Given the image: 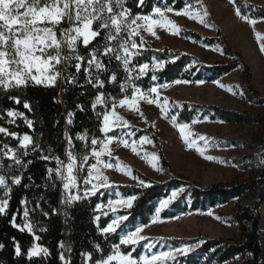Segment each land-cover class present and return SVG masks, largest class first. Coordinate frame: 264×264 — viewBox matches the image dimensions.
<instances>
[{
    "label": "trees",
    "instance_id": "1",
    "mask_svg": "<svg viewBox=\"0 0 264 264\" xmlns=\"http://www.w3.org/2000/svg\"><path fill=\"white\" fill-rule=\"evenodd\" d=\"M195 0H188L194 2ZM168 3L174 6L176 10H180L185 0H145L144 5L137 6L136 0H127L126 6L132 13L148 15L153 8L158 5ZM236 4L241 8V12L248 16L258 18L264 17V6H256L244 0H236ZM66 27L67 25H63ZM59 34V33H58ZM188 36L203 41L207 44H221L224 53L231 59L229 62H214L207 64L196 55L181 51L165 48L163 50L152 47L145 41L143 45V54L133 59V64L137 66L139 63H151L153 59L168 61L166 67L161 72L156 73L157 79L151 80L152 73L148 76L141 77L135 83L144 89L165 82L175 80L195 81H215L220 77L231 73L237 68H242V84L246 97L258 104L264 105V92L260 93L252 85V72L250 67L242 60L241 56L235 53L231 46L221 36L208 37L197 31H187ZM104 35L102 31L101 36ZM139 43V37H136ZM100 45L103 44L101 38H97ZM94 41L93 44H96ZM115 44L116 42H112ZM92 45L79 48L81 55L87 56L91 51ZM234 58L238 60H234ZM102 62L105 64L107 71L100 72V79L104 80V87H94L92 83L87 82V74L84 69L87 66L86 60L83 62L79 73L74 67L69 66L64 72L65 76L73 75L76 77L75 83L65 82L62 78L58 80L55 87H43L29 85L7 91L0 89V127L7 128L9 133H16L17 136L0 133V148L8 145L9 148L17 150V154L23 152L19 146V138L22 135H30L33 142L39 143L41 149L32 151L34 145L29 146L28 155L21 156L26 168H19L14 165L8 157H3L2 162L4 169L2 174L6 176L8 183L11 185V177L14 175H22L20 185H12L11 199L7 214L0 215V243L4 244V248L0 249V264H62L59 260V243L61 241L71 246V253L66 252L65 257L71 256V264H83L81 252H92L93 259L99 258V253L94 250V245L99 243L101 248L105 250L104 255L108 254V250L113 244L119 242L120 236L127 231L134 230L139 224H147L152 215L156 213L159 202L162 198L169 196L172 190L183 188L184 192L175 200L167 209L163 210L161 216L164 218H173L180 213L193 212L198 210H207L216 207L219 204H225L234 199L243 197L249 192L253 194L250 203L244 206L238 205L237 211L228 217V222L238 223L242 242H237L232 237H201L205 243L195 252L187 257H179L180 264H223L232 260L238 255L243 257L241 264H264L263 243L261 235L262 213L261 207L264 205V166L259 165V158H264V113H248L236 110L222 109L216 105H200L194 103H182V109L179 111L178 119L182 122H190L196 116L204 117L211 115L217 117L227 123H243L255 124L260 127V132L254 136L256 146L259 147L260 154L258 160H253L254 155L248 154L243 158H236L234 162L239 164L241 168L249 171L250 176L247 179L234 181L232 183H213L207 186H199L184 178L171 176L168 180L157 182L143 174H137L146 182L149 187H141L137 185H118L116 188L123 196L136 195L137 201L134 203L133 209H120L117 214H127L129 219L125 221L117 233L102 234L98 228H104L111 221L114 214L108 212L107 216L102 215L103 211H97L96 205L105 203L108 199L113 198L115 194L101 189L95 196L87 197L80 201L73 202L72 205L66 206L62 203L63 185L62 182L55 177V188L51 187L47 177V168L57 167L55 160L45 161L41 159V155L58 156L61 160L66 161L67 151H73L78 158L82 155L91 153V139L98 140L104 138L101 132L102 115L97 118L96 113H103L111 107V97L117 99L123 98L125 93L121 92L119 85L124 83L127 73L124 71L123 65L117 61L114 56H101ZM174 61V62H173ZM59 67V66H58ZM93 80L96 75V69H91ZM117 76V82H109L112 74ZM136 73H133L135 76ZM95 82V81H94ZM103 92L107 105L93 104L97 96ZM131 95V89L128 93ZM12 97L18 98L20 103L17 104ZM31 105V110L24 108V103ZM9 110L18 111L24 114L29 120L33 121L32 127H28L24 120V116L9 117ZM73 113L72 124H68V113ZM13 121V122H10ZM136 137L148 135L157 143L160 142L159 135L153 127L149 128H131ZM125 129L113 130L108 133L111 136H119ZM65 132L71 137L72 147L69 148L68 140ZM88 134L87 141L77 139V135ZM233 144H239L238 141H232ZM87 145V146H86ZM247 146H250L249 144ZM49 150H51L49 152ZM31 160L32 163L27 162ZM11 165V168H9ZM31 177V179H29ZM49 184L48 187H45ZM27 185V187H25ZM2 194V191H0ZM29 201L28 207L35 209L30 211V218L37 223L35 234L41 239L36 241L33 234L27 231L21 232L18 228L13 227L10 223L13 214H16V223L21 224L23 220L24 204L22 199ZM64 211L68 212L65 217ZM47 212L48 216L43 213ZM100 216V220L96 221L95 217ZM44 227V232L39 231V227ZM150 240V239H149ZM19 243L22 250L20 257L15 256V243ZM167 242H181V239L169 238ZM39 243L42 247L49 249L48 257L27 258L28 249L34 244ZM138 246L134 256H138L143 252V244ZM156 244V247L157 248ZM125 253L131 250V246H122ZM249 253H252L250 256Z\"/></svg>",
    "mask_w": 264,
    "mask_h": 264
},
{
    "label": "snow or ice",
    "instance_id": "2",
    "mask_svg": "<svg viewBox=\"0 0 264 264\" xmlns=\"http://www.w3.org/2000/svg\"><path fill=\"white\" fill-rule=\"evenodd\" d=\"M229 2L234 6L236 4V0H229ZM126 3L127 0H0V89L7 91L8 89L27 87L30 84L55 87L61 78L65 82L75 83L76 77L73 75L65 76L64 72L71 66L79 73L85 60L87 66L84 71L87 74V82L92 83L94 87L103 88L105 82L100 79V72L102 70L107 71V69L101 60L102 55L114 56L117 61L122 63L124 71L127 73L124 83L119 85L121 92L125 93L123 98L111 97V110H107L106 107L103 113H96L97 118L102 115L100 130L105 135L100 140L91 139V157L94 158L95 162L88 166L87 173L82 178L83 189H81L78 180L81 179L80 174L84 171V165L89 161V155H82L79 163L77 155L71 150L66 153L67 163L58 156L41 155L40 157L45 161L55 160L57 167L47 168V177L53 188L56 186V182L53 179L54 173L55 177L62 182L64 194L61 202L66 206L72 205L75 201L95 196L101 189L116 187L109 182V177L102 170L114 167L111 161L105 162L102 160L104 155H110L109 145L113 141H117L125 147H130L134 153H137V143L140 145L152 143V140L147 136L142 137L139 141L133 140L129 143V140L125 139L124 136L108 135L114 129L129 126V122L116 111L117 105L121 108L127 106L129 110H133L143 116L139 102L144 101L147 104H156L165 118L169 116L170 106L168 99L163 98V102H161L160 95V90L168 88L169 84H154L144 89L135 83L141 77L148 76L149 72L152 73L151 80L155 81L157 79L156 73L164 70L168 63L165 60L153 59L151 63H139L137 61L138 67L135 65L130 66L133 64V59L140 57L143 51L146 50L143 49L145 41L144 36L141 35V29L157 39L159 38L155 31L157 27L166 29L172 34H179L181 29L174 21L169 19L168 13L198 21L206 27H214L206 19L209 13L203 6V0H195V3L185 0V4L180 10H176L174 6L164 3L155 6L148 15H134L131 9L126 6ZM144 3L145 0H136L137 6L144 5ZM235 13L241 20L253 26L257 23L255 19H250L248 15L242 14L240 7H235ZM65 24L67 25L66 27L63 26ZM102 31L104 32L103 36H101ZM256 36L257 39H264L259 33H256ZM98 37L103 40L102 45L97 40ZM136 37H139V43ZM94 41H97V43L93 44ZM112 42L116 43L113 44ZM81 45L86 49L89 45H92L91 51L88 52L87 56L80 54L79 48ZM259 47L261 52H264V43H261ZM217 51L222 50L217 49ZM93 68L96 69L94 80L91 72ZM133 73H136V75L133 76ZM109 82H117V76L114 73L110 75ZM174 83L187 84L189 81L175 80ZM197 83L203 84L204 81H198ZM216 83L219 84L218 81ZM220 86L225 87L224 85ZM235 87L238 88L239 86ZM129 89H131L130 96L127 94ZM227 90L232 91L233 86H227ZM235 94L233 92V95ZM12 99L17 104L20 103L18 98L12 97ZM100 104L107 105L103 92L97 96L92 107L95 108L96 105ZM24 108L31 110V105L25 102ZM7 115L9 117L24 116L23 113L14 110H9ZM72 116L73 113L69 112L68 124H72ZM24 120L28 127L31 128L33 121L26 116H24ZM198 122H200L198 119H193L191 124ZM171 123L179 130L181 138L189 150L195 148L198 154L205 159H216L211 155H206L208 147L207 137H195L190 130L191 126L189 123H177V115H171ZM0 133L17 136L16 133H9L8 129L4 127H0ZM65 137L68 140L69 148H71L72 140L67 132H65ZM77 139L87 141V132L83 135L78 134ZM198 141H205V144L201 146ZM30 145H34L32 147L33 152L37 150L43 152L40 144H34L32 136L27 134L19 138V146L23 149V152L19 155L17 150L9 148L8 145L0 148V191H2V194H0V215L7 214L11 199L10 193L13 190L12 185H20L23 175L21 173L12 176L10 185L6 176L2 174L5 167L2 158L8 157L14 165L21 169L26 168L27 165L24 164L21 156L29 154ZM97 145H99V148ZM149 156L151 157L150 159ZM144 158L148 159V162L157 171H162L158 167L159 158L155 153H144ZM27 163L31 164L32 161L29 160ZM117 163L119 164L120 162L118 161ZM259 165L264 166V158H259ZM9 168H11V165H9ZM123 170L125 174H131V170L127 166H124ZM133 178L138 179L137 177ZM139 185L141 187L150 186L144 180H139ZM48 186L49 184L45 185V187ZM73 189L76 191L75 195L71 194ZM183 192L184 189L180 188L171 192L167 198L159 202L156 216L152 221L153 224L162 222L159 213L168 208ZM116 197L115 199H108L106 204L99 203L96 205L97 211L107 209V211L102 212V215L107 216L109 211L114 214L106 227L101 229L99 224H97V228L102 234L117 233V229H120L121 225L129 219V215L117 213L120 209H133L134 203L138 199L136 195H130L125 198L121 197L119 193H116ZM20 203L25 205L22 223H16V214H13L10 223L21 232L27 231L33 234L35 240L39 241L41 237L35 234L37 223L30 218V211H35V209L28 207L29 201L26 198L22 199ZM43 215L48 216V213L44 212ZM64 215L67 217L68 212L64 211ZM95 220L99 221L100 216H96ZM146 227L148 225H140L134 230L127 231L121 235L119 242L110 247L107 255H104L105 250L101 248L99 243L95 244L94 250L100 254L99 258L95 260L92 252H81L83 264H88V262H91V264H165V262L180 264L178 257H187L205 243V241L201 240L195 245L152 251L156 247V242L155 238H152L153 242H148L150 238L142 234ZM45 230L44 227H39L40 232ZM142 242H146L143 244V252L138 256H134L133 253L136 252L138 246L142 245ZM122 246H131V250L125 253L121 250ZM4 247V244L0 243V249ZM59 248L61 249L59 260L62 264H71V256L65 257L66 252L71 253V246L61 241ZM14 252L17 257L22 255L21 246L18 242L15 243ZM49 254V249L42 247L39 243H34L26 253L30 261L34 257L43 256L46 258ZM249 255L251 256L252 253H249Z\"/></svg>",
    "mask_w": 264,
    "mask_h": 264
},
{
    "label": "rangeland",
    "instance_id": "3",
    "mask_svg": "<svg viewBox=\"0 0 264 264\" xmlns=\"http://www.w3.org/2000/svg\"><path fill=\"white\" fill-rule=\"evenodd\" d=\"M244 1L256 6H264V0ZM192 3H195V1ZM203 6L209 13L206 18L208 23L214 25V27H206L198 21L184 16H176L174 13H168L169 19L174 21L181 29L179 34H172L166 29L157 27L155 29L159 37L157 39L141 29L144 41L156 49L163 50L169 48L171 50H181L196 55L207 64H211L214 62H229L233 58L224 53L221 44H207L188 36L186 33L187 31H197L208 37L221 36L231 46L232 50L239 54L242 60L250 67L252 85L260 93H263L264 52H261L259 46L261 43H264V39H257L256 33H259L264 38V17L254 18L249 16L250 19L257 21L253 26L236 15L235 7L238 6L237 4L234 6L229 0H203ZM217 49H221L222 51H217ZM234 60L238 59L234 58ZM217 81L219 84L216 83ZM197 82L189 81L187 84H176L174 81L165 82L170 86L166 89H161L160 95L161 102H163V98L168 99L170 106L168 118H165L161 114L156 104H147L144 101H140L139 107L143 116L133 110H129L127 106L121 108L117 105L116 111L118 114L129 122L128 127L121 128L125 130L119 136H124L125 139L129 140V143L133 140L139 141L142 137L147 136L152 140V143H144L143 145L137 143V153H134L130 147H125L119 142L113 141L109 145L110 155L106 154L102 157V160L105 162L111 161L114 165L113 168L102 169L105 175L109 177L111 184L115 186L124 184L140 186L139 180L143 179L137 172L157 182H163L171 176H176L199 186H207L219 182L226 184L249 178V171L241 168L239 164L234 162V159L252 154L254 155L253 160H258L260 150L254 141V136L260 132L258 125L227 123L211 115L204 117L196 116L194 119H198L200 122L191 124V121H180L178 114L182 109L181 104L184 102L200 105H216L222 109L253 114L264 113V105L251 101L246 97L242 84L241 67L215 81H204L203 84ZM220 85H224L225 87H221ZM237 85L239 86L238 88L235 87ZM227 86H233V90L228 91ZM233 92L236 94L233 95ZM241 93L243 94L241 95ZM171 115H177V123H189L191 126L190 130L194 133L195 137H207L208 147L206 155H211L216 159L207 160L199 155L195 148L189 150L181 138L179 130L172 125ZM132 127H153L159 135L160 142L157 143L148 135L136 137L131 129ZM232 141H238L239 144H233ZM198 143L203 146L205 141H198ZM248 144L250 146H247ZM97 147L99 148V145ZM144 153H155L159 158L158 167L162 171H157L153 168L148 159L144 158ZM89 157L88 163L84 165V171L80 174L81 179L78 180L81 189L84 187L82 178L86 175L88 166L95 162L94 158L91 157V153ZM118 161L120 162L119 164L117 163ZM65 163H67V160ZM124 166H127L131 170L130 175L125 174L123 170ZM133 177H137L138 179H134ZM145 183L149 184L146 181ZM104 190L115 194L110 199L117 198L116 193L126 198L116 187ZM177 190H172L171 192ZM71 194H76L75 189L72 190ZM252 196L253 194L249 192L247 195L234 199L229 203L219 204L207 210L180 213L173 218L162 217V210L159 213L162 222L152 223L156 216L155 213L147 224H139L137 226L148 225L142 234L150 238L148 242H153L152 238H155V242L158 245L152 251L195 245L203 240L201 237H232L237 242H242L240 225L228 222V217L237 211L238 205L244 206L249 204ZM101 211H107V209H102ZM261 213L263 218L261 235L264 256V205L261 207ZM169 238L181 239V242L177 244L167 242ZM242 260L243 257L238 255L223 264H241ZM88 264H91V262H88ZM165 264H172V262H165Z\"/></svg>",
    "mask_w": 264,
    "mask_h": 264
}]
</instances>
